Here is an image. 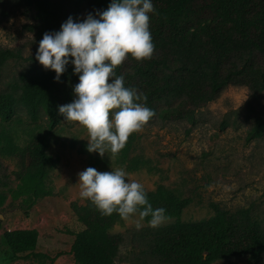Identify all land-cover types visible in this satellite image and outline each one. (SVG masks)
<instances>
[{"label": "trees", "instance_id": "1", "mask_svg": "<svg viewBox=\"0 0 264 264\" xmlns=\"http://www.w3.org/2000/svg\"><path fill=\"white\" fill-rule=\"evenodd\" d=\"M152 2L155 12L149 14V31L153 54L143 60L128 56L115 68L117 75L124 76L126 87L147 96L144 103L154 110L152 118L193 124L198 111L217 100L228 87H245L251 94L264 92V0ZM109 3L110 0H11L10 6L30 21L26 29L41 40L45 32L59 30L69 16L83 19L88 13L106 9ZM19 57V50L0 48V120L8 121L20 106L31 122L44 119L48 131L63 122H75L64 120L58 112L59 105L74 99L78 75L71 64L57 82L54 71L46 70L30 57L37 67L20 74L8 90H1L5 63ZM263 129L261 119H256L247 138L261 136ZM135 138L136 133H131L119 151L124 162ZM0 140V148L15 157L18 165L16 184L9 186L2 177L0 162V209L9 199L12 204L17 202L16 209L26 213L38 200L53 195L46 184L48 168L54 162L44 153L47 137H32L22 150L11 137ZM131 164L137 168L141 163L134 160ZM146 193L153 207H164L173 221L155 229L130 231L128 264H217L232 258L252 264L264 261V228L250 209L228 211L211 203L212 216L184 222L180 216L189 199L163 186ZM71 210L82 226L79 231L69 232L73 235L70 252L74 262L117 264L125 236L113 234L111 229L121 217L115 212L101 215L88 199L83 204L71 203ZM1 238L13 257L49 259L36 252L39 236L35 229L3 230Z\"/></svg>", "mask_w": 264, "mask_h": 264}, {"label": "rangeland", "instance_id": "2", "mask_svg": "<svg viewBox=\"0 0 264 264\" xmlns=\"http://www.w3.org/2000/svg\"><path fill=\"white\" fill-rule=\"evenodd\" d=\"M10 3L11 0H0V48L19 50L20 57L7 60L2 69L4 91L20 74H28L37 67L30 57H35L40 41L26 29L30 21L20 11L14 12ZM258 118L264 127V92L251 94L245 87H228L217 100L198 111L193 124L150 119L135 131V141L124 162L120 152L113 154L106 150L104 156L89 153L86 149L89 133L83 125L63 122L48 131L44 119L33 123L26 111L17 107L8 121L0 120V139L11 137L22 150L32 137L46 135L44 153L54 160L48 168L46 184L53 195L38 200L26 213L16 209L17 202L6 201L0 209V264H76L70 252L73 241L70 233L82 226L71 210V203L83 204L86 200L79 196L76 183L77 173L89 166L98 171L123 168L128 178L139 181L146 191L163 186L189 199L180 216L184 222L209 218L213 214L210 204L214 203L228 211L250 209L264 228V129L261 136L247 138ZM134 160L141 163L137 168L131 164ZM0 162L2 177L9 186H14L17 159L0 148ZM172 221L168 218L160 226ZM155 228L138 215L117 220L111 233L124 235L125 241L116 263L128 264L130 231ZM13 229H35L39 236L36 252L49 259L11 256L1 237L3 230ZM217 264L252 263L232 258Z\"/></svg>", "mask_w": 264, "mask_h": 264}, {"label": "clouds", "instance_id": "3", "mask_svg": "<svg viewBox=\"0 0 264 264\" xmlns=\"http://www.w3.org/2000/svg\"><path fill=\"white\" fill-rule=\"evenodd\" d=\"M154 12L152 0H110L106 9L83 19L69 16L59 30L45 32L39 41L35 60L55 72V81L69 64L78 75L74 99L59 105L58 112L64 120L87 128L89 153H118L129 135L155 114L144 103L147 96L126 87L124 76L115 71L128 56L143 60L153 54L149 14ZM77 176L79 196L88 199L101 215L115 212L123 219L138 215L141 220L148 218L153 228L168 219L166 209L154 208L143 184L129 179L123 168L98 171L89 166Z\"/></svg>", "mask_w": 264, "mask_h": 264}]
</instances>
